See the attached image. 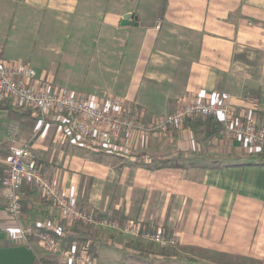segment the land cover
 <instances>
[{
  "label": "crops",
  "instance_id": "obj_1",
  "mask_svg": "<svg viewBox=\"0 0 264 264\" xmlns=\"http://www.w3.org/2000/svg\"><path fill=\"white\" fill-rule=\"evenodd\" d=\"M138 4L150 8V15L129 11L131 25L125 27L124 15L118 18L127 30L132 58L124 87L119 76L108 83L92 82L73 67L63 79L56 67L61 34L49 28L40 35L50 38L39 36L27 58L16 59L0 49L1 55L32 64L40 88L98 100L124 98L145 121L196 97L214 100L228 93L236 109L264 118V0ZM248 97L257 98V107ZM201 120L165 136L131 133L119 151L96 153L77 144L65 118L51 115L41 126L33 113L0 105V181L7 153L28 146L48 176L83 208L121 224L133 221L164 230L177 240L171 248L176 253L156 254L150 251L158 247L152 243L64 220L36 189L23 185L22 201L41 214L34 226L47 224L59 237L79 233L92 242L99 264H191L186 259L195 264H264V161L258 158L264 154L250 152ZM6 206L0 185V248L16 247L18 236ZM64 237L63 247L70 250ZM32 249L47 264H70L65 255L49 253L37 235ZM141 253L146 255L139 257Z\"/></svg>",
  "mask_w": 264,
  "mask_h": 264
},
{
  "label": "built area",
  "instance_id": "obj_2",
  "mask_svg": "<svg viewBox=\"0 0 264 264\" xmlns=\"http://www.w3.org/2000/svg\"><path fill=\"white\" fill-rule=\"evenodd\" d=\"M37 83V72L32 64L4 59L0 51V102L30 111L37 116L41 126H45L51 115L65 118L77 144L96 153L119 151L131 133L165 136L175 128L184 127L188 120L214 118L219 121L223 136L242 142L250 152L264 154V118L258 117L256 112L247 114L236 109L232 104L234 96L229 93L214 100L196 97L190 103L177 105L170 113L145 121L124 98L108 95L100 100L92 99L46 90ZM248 98L252 106L257 107V98ZM2 161L4 176L0 185L7 199L8 217L16 227V247L24 246L33 251L32 238L37 235L49 253L65 255L70 264H99L90 253L89 245L74 244L70 250L64 249L61 239L53 235H59L57 229L47 224L40 228L24 223L20 190L25 184L36 189L64 220L72 224L112 230L130 239L152 243L160 249L177 246L176 238L164 230H149L133 221L121 224L83 208L77 198L68 196L48 176L28 146L12 148ZM34 254L35 264H44L43 259Z\"/></svg>",
  "mask_w": 264,
  "mask_h": 264
},
{
  "label": "rangeland",
  "instance_id": "obj_3",
  "mask_svg": "<svg viewBox=\"0 0 264 264\" xmlns=\"http://www.w3.org/2000/svg\"><path fill=\"white\" fill-rule=\"evenodd\" d=\"M138 1L0 0V49L16 59L27 58L39 36L42 40L50 38L40 35L49 28L61 34L57 37L62 49L56 67L63 79L66 70L73 67L78 76L84 72L92 82L104 79L108 83L114 75L119 76L124 87L132 58L127 30L119 25L118 18L129 11L150 15V8ZM150 251L176 253L177 249L151 246Z\"/></svg>",
  "mask_w": 264,
  "mask_h": 264
},
{
  "label": "trees",
  "instance_id": "obj_4",
  "mask_svg": "<svg viewBox=\"0 0 264 264\" xmlns=\"http://www.w3.org/2000/svg\"><path fill=\"white\" fill-rule=\"evenodd\" d=\"M0 105L2 107H7V108H10V109H14V110H21L20 107L13 106V105H8L7 102H2V103H0ZM201 122H202L201 119L188 120L186 122V124L201 123ZM205 122H208L209 124H212V125L216 126V129H215V132L216 133H219V131L221 130V125H220V123H219V121L217 119H214V118H206ZM258 158L261 159L262 161H264V155H259ZM156 167H158V165ZM159 167H164V165H161ZM21 204H22V208H23V220H24V223L26 225H28V226H34V225H36L37 222L39 221L40 217H41V214L35 212L32 208H30L26 204L25 201H21ZM77 234H79V233H73L72 235L67 234L68 236L65 235V237L64 236H60L59 237L58 234L53 233V235L55 237L59 238V239H61L62 237H64V242H67L69 244V246H73L74 244H79L80 242H85V243H88L89 242V239H87V238H83L82 239V238L78 237ZM88 245H89V249L91 250L90 253L93 252V250H92V242L91 243H88ZM161 254H163V252H161ZM145 255L146 254H142V255H139V257L145 256ZM42 261H43L44 264H47L46 261H44V260H42ZM186 262H189L191 264H195L196 263V261L193 260V259H186Z\"/></svg>",
  "mask_w": 264,
  "mask_h": 264
},
{
  "label": "water",
  "instance_id": "obj_5",
  "mask_svg": "<svg viewBox=\"0 0 264 264\" xmlns=\"http://www.w3.org/2000/svg\"><path fill=\"white\" fill-rule=\"evenodd\" d=\"M131 18L130 14H125L121 25L130 26ZM135 26H138V22ZM35 260L33 251L24 246L0 248V264H35Z\"/></svg>",
  "mask_w": 264,
  "mask_h": 264
}]
</instances>
